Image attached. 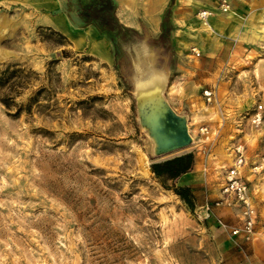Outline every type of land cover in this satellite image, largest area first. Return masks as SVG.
<instances>
[{"label":"rangeland","instance_id":"obj_1","mask_svg":"<svg viewBox=\"0 0 264 264\" xmlns=\"http://www.w3.org/2000/svg\"><path fill=\"white\" fill-rule=\"evenodd\" d=\"M168 2L156 28L141 9H116L139 38L114 55L105 35L83 25L77 0H0V264L243 262L250 241L218 220L240 224L239 204L221 189L238 142L248 199L264 220V31L228 48L212 29L173 26L172 48L160 51L152 41ZM156 75L188 137L164 152L136 93L137 81ZM187 152V178L150 169ZM182 185L193 210L173 190Z\"/></svg>","mask_w":264,"mask_h":264},{"label":"crops","instance_id":"obj_2","mask_svg":"<svg viewBox=\"0 0 264 264\" xmlns=\"http://www.w3.org/2000/svg\"><path fill=\"white\" fill-rule=\"evenodd\" d=\"M117 2L119 4L117 12L123 10L136 12L141 9L149 25L152 28L157 27L158 12L164 0H130L129 6L125 9L122 8L120 0ZM228 9V13H221L216 0H174L173 26L182 32H186V27L196 28L198 34H208L209 29H212L223 37V43L225 46L229 45L228 48L232 45L237 46L239 41L248 47L257 40L259 33L264 31V0H229ZM202 10H207L211 14L201 18L199 12ZM202 24L206 27H202ZM190 172L182 174L183 178H187ZM244 247L246 253L243 254V262L239 257L237 264H247L245 257L249 264H264V235L260 234Z\"/></svg>","mask_w":264,"mask_h":264},{"label":"trees","instance_id":"obj_3","mask_svg":"<svg viewBox=\"0 0 264 264\" xmlns=\"http://www.w3.org/2000/svg\"><path fill=\"white\" fill-rule=\"evenodd\" d=\"M174 0H169L164 9L161 21L160 32L152 41L160 51H167L172 48L170 33L173 29L171 22V6ZM78 17L83 25H92L99 35H105L112 43L114 55H117L127 44L139 38L137 29L124 24L118 17L116 3L114 0H77ZM9 106L7 101H3ZM194 164V156L191 152L176 155L163 161L152 162L151 171L158 178L175 180L182 174L191 171ZM174 192L182 198L190 210L194 209V195L188 185L173 186Z\"/></svg>","mask_w":264,"mask_h":264},{"label":"built area","instance_id":"obj_4","mask_svg":"<svg viewBox=\"0 0 264 264\" xmlns=\"http://www.w3.org/2000/svg\"><path fill=\"white\" fill-rule=\"evenodd\" d=\"M218 8L226 12L229 8V0H217ZM211 13L207 10L199 12L201 18L209 16ZM194 55H199V51L196 48H192ZM213 90L205 89L203 94L207 100L213 97ZM261 108V105L258 106ZM259 113H256L253 117L254 122H259ZM234 158L231 166L225 171L224 183L222 186V193H224L225 199L228 197L239 204L241 209L240 224L230 226L225 222L218 220L219 226L229 231L232 236H238L244 241H252L256 238V235H264V220L258 222V213L256 207L249 201L247 194V183L242 178L241 169L245 164V154L243 144L238 142L233 148ZM219 202H217L218 204ZM205 209L209 210L208 204L205 205Z\"/></svg>","mask_w":264,"mask_h":264},{"label":"bare ground","instance_id":"obj_5","mask_svg":"<svg viewBox=\"0 0 264 264\" xmlns=\"http://www.w3.org/2000/svg\"><path fill=\"white\" fill-rule=\"evenodd\" d=\"M123 1L129 6V0ZM161 81V76L156 75L151 82H136L141 121L150 131L157 146L164 147L171 140L185 143L188 137L184 131L183 121L170 117L169 109L158 93Z\"/></svg>","mask_w":264,"mask_h":264},{"label":"water","instance_id":"obj_6","mask_svg":"<svg viewBox=\"0 0 264 264\" xmlns=\"http://www.w3.org/2000/svg\"><path fill=\"white\" fill-rule=\"evenodd\" d=\"M155 143V142H154ZM184 144L183 142L177 141V140H171L166 146L162 147V146H157L155 144V151L156 152H164V151H168L170 149L176 148L180 145Z\"/></svg>","mask_w":264,"mask_h":264}]
</instances>
